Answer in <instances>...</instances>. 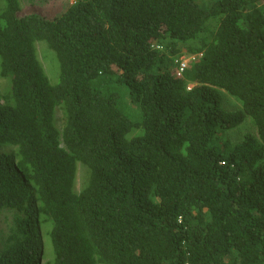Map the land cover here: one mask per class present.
<instances>
[{"label":"trees","instance_id":"obj_1","mask_svg":"<svg viewBox=\"0 0 264 264\" xmlns=\"http://www.w3.org/2000/svg\"><path fill=\"white\" fill-rule=\"evenodd\" d=\"M23 1L0 0V264H264V0Z\"/></svg>","mask_w":264,"mask_h":264},{"label":"rangeland","instance_id":"obj_2","mask_svg":"<svg viewBox=\"0 0 264 264\" xmlns=\"http://www.w3.org/2000/svg\"><path fill=\"white\" fill-rule=\"evenodd\" d=\"M73 0H24L21 4L22 13H38L46 18L53 19L63 13L67 8V3H71ZM202 2V0H200ZM33 2V3H31ZM45 43V44H44ZM38 56L42 61L43 66L48 74L51 82L56 84L60 80V65L57 60V57L54 52L50 50L47 46L46 42H39L38 46ZM181 53H188L185 46L181 47ZM52 53H51V52ZM177 58V57H175ZM175 58H173L172 63L175 64ZM10 81L8 79L0 77V92L3 94L6 91H9ZM223 95V105L226 109L234 111L237 109H241L242 102L236 99L234 96L228 94L225 90H221ZM138 110V109H137ZM139 111V110H138ZM138 116H132L135 120ZM63 112L60 108L57 107L55 113V124L57 128L60 130L63 124ZM252 133L257 135V129L255 125L252 123L250 118H247L244 123L237 126L233 130H230L223 136V139H229L232 142H238L243 139L245 133ZM63 145V144H62ZM0 151L4 153H12L14 149L12 147H5L4 145L0 147ZM86 180L85 170L84 168L78 164V171L75 182V189H80ZM4 217V216H3ZM51 226L50 223L43 224L42 227L44 230L49 229ZM45 261H41L44 264Z\"/></svg>","mask_w":264,"mask_h":264},{"label":"built area","instance_id":"obj_3","mask_svg":"<svg viewBox=\"0 0 264 264\" xmlns=\"http://www.w3.org/2000/svg\"><path fill=\"white\" fill-rule=\"evenodd\" d=\"M201 54L197 55H180L179 57L176 58L175 64H176V74L177 76H182V74L185 72L187 67L189 66L190 62L196 61L198 57Z\"/></svg>","mask_w":264,"mask_h":264},{"label":"clouds","instance_id":"obj_4","mask_svg":"<svg viewBox=\"0 0 264 264\" xmlns=\"http://www.w3.org/2000/svg\"><path fill=\"white\" fill-rule=\"evenodd\" d=\"M194 54L199 55V54H201V53H189V54H188V53H184V55H194ZM180 55H183V53H181ZM200 56H201V55H200ZM200 56H199V57H200ZM177 57H179V56H177ZM199 57H198V58H199ZM191 64H192V62H190L189 66H190ZM189 66H188V67H189ZM188 67H187V68H188ZM176 68H177V67H176V64H175V72H176ZM183 74H184V73H183ZM183 74H182V76H183ZM182 76H178V77H182ZM190 86H191V85H190Z\"/></svg>","mask_w":264,"mask_h":264}]
</instances>
